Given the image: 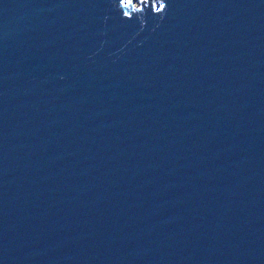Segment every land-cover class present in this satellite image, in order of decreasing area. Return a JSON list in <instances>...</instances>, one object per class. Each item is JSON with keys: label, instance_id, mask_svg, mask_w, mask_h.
Returning a JSON list of instances; mask_svg holds the SVG:
<instances>
[{"label": "water", "instance_id": "water-1", "mask_svg": "<svg viewBox=\"0 0 264 264\" xmlns=\"http://www.w3.org/2000/svg\"><path fill=\"white\" fill-rule=\"evenodd\" d=\"M0 264H264V0H0Z\"/></svg>", "mask_w": 264, "mask_h": 264}]
</instances>
